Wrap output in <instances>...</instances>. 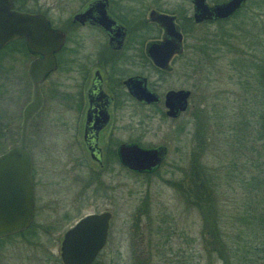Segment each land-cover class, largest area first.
Instances as JSON below:
<instances>
[{"label":"rangeland","instance_id":"374dc122","mask_svg":"<svg viewBox=\"0 0 264 264\" xmlns=\"http://www.w3.org/2000/svg\"><path fill=\"white\" fill-rule=\"evenodd\" d=\"M184 1L168 0L163 7L175 10L176 2ZM201 28L198 38L188 41L189 75L183 74L187 65L180 57L174 75L161 84L192 90L182 117L171 121L155 107L122 110L126 118L139 111L145 128L141 136L125 132V137L168 145L164 163L153 173H135L114 157L106 158L107 171L100 170L82 142L71 140L68 97L57 94L59 76L61 91L70 90V73H53L45 81V109L32 121L28 140L36 218L26 234L0 241V264H63L58 258L63 229L83 214L106 209L113 215L97 264H264V100L259 96L264 83L258 69L263 47L247 44L246 37L236 44H229L230 35L221 41L216 25ZM23 73L14 74L9 96L0 99L8 108L4 113L0 106V117L12 118L13 126L12 135L0 136V152L19 140L31 86ZM176 124L184 128L172 132ZM194 158L208 179L204 188L190 181ZM64 211L69 217L60 221ZM212 221L221 233V252L206 237Z\"/></svg>","mask_w":264,"mask_h":264},{"label":"flooded vegetation","instance_id":"af4514ba","mask_svg":"<svg viewBox=\"0 0 264 264\" xmlns=\"http://www.w3.org/2000/svg\"><path fill=\"white\" fill-rule=\"evenodd\" d=\"M230 1L232 0H185L182 4L176 2L175 10L163 7L168 0H12V7L20 11L45 14L50 23L65 34L63 44L55 52L56 67L41 81V90L45 81L53 73H59V75L63 71L70 73L68 75L71 80L70 90L65 93L61 91L59 76L57 81L60 87L57 88V94L68 97L65 102H69V110H71L72 142L75 144L82 142L90 159L96 162L100 170L107 171L106 158L114 157L123 167L135 173L148 174L157 171L164 163L168 145L162 144L166 147L165 157L160 165L152 170L136 171L124 165L120 160V144L135 142L142 147L154 146L143 145L137 137L123 135L125 132H130V134L137 133L141 136L145 128H142L144 122L141 115L139 116V111L134 110L126 118L122 110H125L126 106L134 109L155 107L171 121H178L182 117L183 112L189 108L192 90L188 85L170 84L163 87L161 84L168 81V76L174 75L175 63L180 57L185 56L184 63L187 67L183 74L189 75L186 50L189 39L192 36H195V39L198 38L199 28L216 25L219 40L227 41L228 35L233 38L229 44H236L239 39L243 40L242 38L246 37L247 44L261 45L263 60L258 69L264 83V0H240L238 5L231 7L228 11H222L220 14L213 11V7ZM0 3H6V0H0ZM154 11L172 15L174 23L182 34L181 50L173 52L164 67L155 63L147 51L151 41H161L164 35V26L153 17ZM121 30L124 31L123 39L119 38ZM204 37L206 36L201 38ZM25 41L24 37H17L8 40L0 47V99L9 96L15 73L24 72L29 78V63L37 55L29 50ZM16 44L22 45V48H17ZM16 63L19 65V72L14 71ZM141 76L146 79L144 83ZM145 84L150 91L157 94V99L145 101L140 98ZM180 89L189 90L187 105L184 109L175 112L173 106L179 103V98L177 100L174 95L169 97L166 95L171 90ZM259 96L264 100V89L259 92ZM43 98L40 110L29 124L28 140L32 121L45 109L44 93ZM0 106L2 111L6 110L4 113H7V106L3 107L1 102ZM170 109L174 113L169 112ZM147 116L150 118L152 114L147 113ZM8 118L7 115L4 118L0 117V136L5 132V138L13 134L12 118L10 120ZM61 121L66 122L62 119ZM183 128V125L176 124L172 127V132ZM83 147L80 146L81 149ZM99 178L104 186L110 185V182H105L102 177ZM87 182L90 181L87 180ZM34 199L36 201L35 183ZM68 215L64 211L58 219L62 221L67 219ZM112 215L111 211L108 235ZM80 217L67 227L64 226L65 228L62 227L63 224L60 225L62 229L64 228L61 240L64 232ZM35 218L34 206V218L31 224L9 235L20 236L26 230L29 231ZM46 228L44 227L43 230ZM36 232L38 234L44 231ZM9 235L0 236V238ZM58 258L61 260L60 247Z\"/></svg>","mask_w":264,"mask_h":264},{"label":"water","instance_id":"95a60500","mask_svg":"<svg viewBox=\"0 0 264 264\" xmlns=\"http://www.w3.org/2000/svg\"><path fill=\"white\" fill-rule=\"evenodd\" d=\"M239 2L232 0L212 9L220 14ZM152 15L164 26V35L161 41H151L147 51L155 63L164 67L170 55L181 50L182 34L172 15L155 11ZM17 37H24L29 50L37 56L29 63L30 96L22 108L19 140L0 152V236L27 228L34 218V159L28 146L29 124L43 104L41 81L55 69V52L63 44L65 34L54 27L45 14L14 9L12 0H6V3H0V47ZM123 37L124 31L121 30L119 38ZM141 79L143 83L146 81L144 76ZM145 86L140 98L145 101L157 99V94ZM188 94L189 90L185 89L167 93V97L174 95L177 100L179 98V103L173 106L175 112L186 107ZM171 109L169 112L174 113ZM119 153L121 162L128 168L152 170L165 157L166 147L122 143ZM110 218L109 210L89 212L71 225L64 232L60 244L63 264H92L107 241Z\"/></svg>","mask_w":264,"mask_h":264},{"label":"trees","instance_id":"16d2710c","mask_svg":"<svg viewBox=\"0 0 264 264\" xmlns=\"http://www.w3.org/2000/svg\"><path fill=\"white\" fill-rule=\"evenodd\" d=\"M193 161H194L192 163L193 169L190 172V181L193 182V184L194 183L197 184L199 188H204L208 183V179L203 177V173L200 171V163L198 162L197 158H194ZM211 225H212V228L206 229L205 227L206 234H207L206 237L209 243L214 245L213 249L221 252V248L219 247V244H221V233L219 232V229L216 228L215 221H212ZM27 232L28 230H26L22 234H26ZM14 236H17V235H9V236H6L5 238H0V241H8L10 238ZM142 254L145 255L146 251ZM98 261L99 260L96 258L92 264H97Z\"/></svg>","mask_w":264,"mask_h":264}]
</instances>
